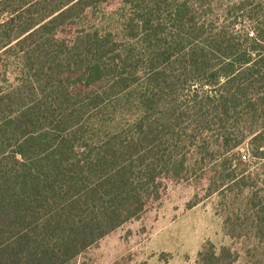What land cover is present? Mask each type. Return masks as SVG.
Returning <instances> with one entry per match:
<instances>
[{
  "label": "trees",
  "instance_id": "16d2710c",
  "mask_svg": "<svg viewBox=\"0 0 264 264\" xmlns=\"http://www.w3.org/2000/svg\"><path fill=\"white\" fill-rule=\"evenodd\" d=\"M117 1L0 0V264H69L243 144L208 194L264 170V0Z\"/></svg>",
  "mask_w": 264,
  "mask_h": 264
},
{
  "label": "rangeland",
  "instance_id": "374dc122",
  "mask_svg": "<svg viewBox=\"0 0 264 264\" xmlns=\"http://www.w3.org/2000/svg\"><path fill=\"white\" fill-rule=\"evenodd\" d=\"M243 1L249 10L252 0ZM118 4L111 0L104 9L111 13ZM249 131H244L245 135H250ZM247 149L243 144L236 151V168L228 167L227 172L220 167L222 160H209L204 161V168L193 169L197 175L189 180L168 182L161 199L139 218L125 223L69 264H200L205 254L219 255L223 249L230 251L231 261L235 260L232 264H264V238L251 228L256 208L246 200L253 194L264 197V170L255 171L253 179L246 181L254 186L245 187L244 194L234 181L225 191L208 194V184L219 182L230 171L236 169L239 179L245 175L240 169L254 161ZM197 159L191 156L189 161Z\"/></svg>",
  "mask_w": 264,
  "mask_h": 264
}]
</instances>
